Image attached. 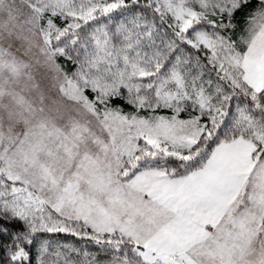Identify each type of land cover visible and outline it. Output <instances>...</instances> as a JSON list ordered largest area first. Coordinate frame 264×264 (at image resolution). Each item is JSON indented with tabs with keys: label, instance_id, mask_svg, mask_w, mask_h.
Returning a JSON list of instances; mask_svg holds the SVG:
<instances>
[{
	"label": "snow or ice",
	"instance_id": "snow-or-ice-1",
	"mask_svg": "<svg viewBox=\"0 0 264 264\" xmlns=\"http://www.w3.org/2000/svg\"><path fill=\"white\" fill-rule=\"evenodd\" d=\"M0 250L264 264V0H0Z\"/></svg>",
	"mask_w": 264,
	"mask_h": 264
},
{
	"label": "trees",
	"instance_id": "trees-1",
	"mask_svg": "<svg viewBox=\"0 0 264 264\" xmlns=\"http://www.w3.org/2000/svg\"><path fill=\"white\" fill-rule=\"evenodd\" d=\"M237 19H238L239 24L242 26L243 23H244L243 14L242 13H238L237 14ZM61 62L63 63V61H61ZM66 67L71 69L73 66L71 64H67ZM114 103L117 104V105L122 106L125 111H132L131 106L125 104L123 101L117 100ZM49 238L54 240V241H60L62 243H73V244H75V242H76L75 241V237H73L71 235H65V234H55V235H52ZM2 256H3V251L0 250V257H2Z\"/></svg>",
	"mask_w": 264,
	"mask_h": 264
},
{
	"label": "rangeland",
	"instance_id": "rangeland-1",
	"mask_svg": "<svg viewBox=\"0 0 264 264\" xmlns=\"http://www.w3.org/2000/svg\"><path fill=\"white\" fill-rule=\"evenodd\" d=\"M54 91V90H53ZM64 240V239H63ZM75 244L77 245V246H79L80 245V241L79 240H77V238H75ZM89 251H96V249H95V247L94 246H89Z\"/></svg>",
	"mask_w": 264,
	"mask_h": 264
}]
</instances>
